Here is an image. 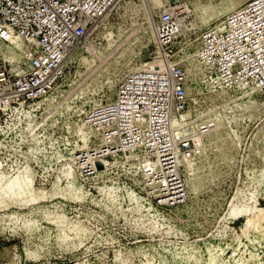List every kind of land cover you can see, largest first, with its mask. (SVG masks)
I'll use <instances>...</instances> for the list:
<instances>
[{"label":"rangeland","instance_id":"374dc122","mask_svg":"<svg viewBox=\"0 0 264 264\" xmlns=\"http://www.w3.org/2000/svg\"><path fill=\"white\" fill-rule=\"evenodd\" d=\"M171 1L186 16L170 47L181 53L244 0ZM163 4L118 0L71 50L56 89L0 112V264H264L260 90L213 91L188 65L190 121L214 128L202 154L183 164L181 204L152 202L135 150L101 158L91 174L80 169L79 154L101 144L86 111L111 100L122 77L155 50ZM0 54L11 63L18 56L5 44Z\"/></svg>","mask_w":264,"mask_h":264},{"label":"built area","instance_id":"2783aa9c","mask_svg":"<svg viewBox=\"0 0 264 264\" xmlns=\"http://www.w3.org/2000/svg\"><path fill=\"white\" fill-rule=\"evenodd\" d=\"M118 0H0V45L17 60L0 54V112L27 106L65 79L66 59ZM186 7V6H185ZM183 4L164 0L157 11L156 48L120 80L114 97L89 108L85 122L101 139L102 150L80 169L116 152L135 150L148 197L171 207L187 197L185 161L199 157L212 121L191 123L190 67L213 91L258 89L264 93V0H244L222 19L205 26L192 52H172L184 30ZM186 18V16H185ZM13 38L26 45L18 48ZM85 166V167H83Z\"/></svg>","mask_w":264,"mask_h":264},{"label":"bare ground","instance_id":"6f19581e","mask_svg":"<svg viewBox=\"0 0 264 264\" xmlns=\"http://www.w3.org/2000/svg\"><path fill=\"white\" fill-rule=\"evenodd\" d=\"M152 2H154L155 4L159 3V0H151ZM12 44L16 47L20 46V48H24L25 44H23V42H21L19 39L17 38H13L12 40ZM102 150H97L96 152H94L91 155V158H89L86 162H84V164H90L92 159H95L96 157H99L100 155H98V153H100ZM85 167V166H83Z\"/></svg>","mask_w":264,"mask_h":264}]
</instances>
